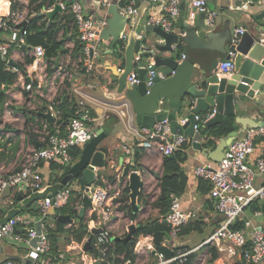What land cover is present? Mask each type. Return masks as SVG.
<instances>
[{"label":"built area","instance_id":"1","mask_svg":"<svg viewBox=\"0 0 264 264\" xmlns=\"http://www.w3.org/2000/svg\"><path fill=\"white\" fill-rule=\"evenodd\" d=\"M144 1L147 0L125 2L120 5L121 14L130 20L134 19L140 4ZM148 1L154 3L153 5L157 9L148 15L147 24L161 26L166 31H174V22L180 15L183 0ZM251 1L263 2V0ZM7 3L9 4L7 12H0V32L4 31L5 33V39L0 40V55L6 60L7 68H13V65L10 64L11 60L22 66V70L16 71L18 77L14 83L18 84L19 81H22L21 84L19 83L22 88L26 90L30 87L34 88L29 96L32 97L33 103L30 108L34 111L39 109L36 101L37 95L52 100L56 96L61 98L65 96L66 98L77 94L83 98V101L80 102L75 114L67 123V133L61 131V124H55L54 133H49V123L44 122L41 129H35L38 132L37 139L40 146L37 145L38 143L27 144L24 153L20 154V166L6 173L0 171V209L5 204L12 203L14 194L19 189L31 194L44 188L48 184L42 170L44 165L58 162L68 169L78 159L72 153V149L74 147L82 149L95 134L91 123L96 118L84 103L91 96L86 91L85 84L74 78L72 70L85 72V74L95 70L102 53L101 34L108 25L106 18L99 19L88 14L81 0H57L56 3L61 4L63 11L69 7L72 18L67 21L65 27L60 28L56 35V39L63 42L62 49L59 50L57 56L48 58L44 45L26 42V36L36 32L28 28L31 17L37 14L36 7L31 5L29 0H7ZM13 3H17L16 8L12 7ZM105 3L107 1H104ZM55 4L47 2L40 12L53 9ZM198 13L205 14L207 23L213 24L216 14L208 9L207 0H189L188 21L193 22ZM26 21L27 23L24 25L23 23ZM245 31L244 27L236 28L232 36L233 41H236ZM141 37L142 35H139V38ZM126 38L127 33L124 32L120 39L125 40ZM78 46L79 52H76ZM182 57L185 59L186 54L183 53ZM135 66V70L129 75L130 83H139V70L144 69L146 70L145 83L149 89L155 85L157 79L167 80L175 74L173 69L164 71L160 67L155 68L154 61L147 60L145 62L140 54L135 57ZM123 69V67H119L118 71L121 72ZM233 70V59H223L216 67L217 73L222 76L232 74ZM14 83L3 89L4 96L7 98L5 106L8 108L11 103L19 100L16 90L13 88ZM26 90L24 93H27ZM124 104L127 111L121 114L128 116L127 132L137 139L134 146L127 144L124 147L128 152L136 147H141L149 154L167 156L182 149L184 144L189 141L188 136L172 131L168 119L158 121L153 126L136 124L129 101H125ZM111 107L113 110L118 108L117 105H111ZM213 116L214 112L197 115L199 123L195 125V129L199 130L201 124ZM31 125L33 126V124ZM260 137H264V124L247 128L241 136L236 137L227 146L225 155L220 161L201 163L194 170L197 177L210 184V197L215 209L222 216L220 225L205 243L227 242L230 246L239 248L244 264H264V227L255 223L252 218L245 216L246 207L250 202L255 199L264 201V185L260 187L255 185L256 171L264 173V155L259 156L253 162L255 168L250 163V155L254 152L256 141ZM131 171L133 168L129 173ZM134 171L139 172L136 169ZM61 172L65 173L62 169ZM129 173L127 176H123L120 182L94 185L92 190L93 210L99 217L98 225L103 228L97 235V239L104 255L115 239L112 233L115 221H112V217L119 214V208L128 209L130 205V198H126L127 200L123 198L126 195L125 189L128 187ZM84 187L82 184L70 183L57 193L40 199L39 210L36 214L21 211L5 224L0 225V239H11L12 242L22 245L31 254L33 264H48L46 258H50L52 254L50 230L55 226V223L50 219L52 215L49 210L54 208L59 212L62 208L72 204L76 192L86 194ZM78 188L79 190H77ZM113 190H116L115 194L112 193ZM80 203L76 202V207H79ZM2 218L0 216V221ZM190 219L191 213L182 208L180 197L172 195L170 211L161 217L160 221L166 222L170 226V237L176 240ZM128 221L132 222L130 219ZM241 221L244 226L241 229H234L233 225ZM18 229L19 231H17ZM169 245L174 250V256L166 262L186 264L188 257L194 253L193 249L176 247L171 244V241ZM146 247H155L154 238L149 234H141L135 241V250L143 251ZM119 255L121 254H115L114 257L117 258ZM160 259L162 260L160 262H165L161 253ZM2 264L25 263L8 259Z\"/></svg>","mask_w":264,"mask_h":264},{"label":"crops","instance_id":"2","mask_svg":"<svg viewBox=\"0 0 264 264\" xmlns=\"http://www.w3.org/2000/svg\"><path fill=\"white\" fill-rule=\"evenodd\" d=\"M81 1L85 6L88 14L93 15L95 18H106L108 20V25L102 31V53L98 60L99 63L95 70L91 73L86 74L85 72L81 73L78 70H72L74 73V78L85 84L86 91L91 96V98H87L84 102L86 107L96 118V120L91 123V128L93 130H97L98 128L103 126L105 127V132L107 134L106 138L101 142L100 148L106 152V159L108 161V165L104 170L99 171L96 178H101L103 185L106 182H111L112 184L114 182H120L123 178L126 167L128 165H135L134 157L136 151L140 150L142 156L140 161L137 163L138 166L134 169L139 171L138 173L141 175L142 180L144 181V187L142 188L141 193L137 199V204L139 206L138 210H134L132 208L134 212H138V216L136 219H131L127 213V210L131 205L130 199V205L128 206V209L121 207L118 210L119 214L117 213V216L112 217V221H115V225L113 228L114 234L116 233L115 229L118 230L120 228V216L123 215L124 219L129 218L130 220H132V222L130 223H133L135 221L134 225H136L137 230L139 228H142L143 226V222L139 221V217L142 211L141 203L146 197V193H148V191H150L153 186H156V197L160 192V178L164 170V156H162L161 154H149L141 147H136L131 152H128L124 147L127 144L130 146H134V144L137 142V139L134 138V136L128 134L127 132L128 116H123L121 114L127 111V107L124 102L129 101L131 112L134 117V122L138 125L141 124V115L136 113L133 104L130 100L122 99L119 101H110L108 100V98H106V94L110 90L107 83V78H114L116 75L115 73L119 72L118 68H124L123 59L119 57L118 53V48L120 49V44L116 45L114 49H112L111 47L112 34L121 29V21L114 20L112 15L108 13V6L114 3H119L121 5L129 0ZM104 1H107V3L104 4ZM1 3H5V9L2 11L7 12L9 6L7 0H0V4ZM207 6L210 11L216 14L213 24H209L208 26V29L214 32V40H229L230 37L233 36V34L235 33V29L238 27H244L246 28V30H256L255 27H257V23L253 22V19H251L250 15H255L263 10L264 0L263 3L252 2L251 0H207ZM155 9H157V7L151 5L146 10L141 27L137 31L138 38L139 35L147 36L151 46H153L152 48H154V46L157 44L165 45L164 38L156 35L151 31H148L147 34H145L144 31V26L148 25V15ZM188 13L189 0H183V2L181 3L180 15L174 22V31H172L173 33L185 34V23L190 22L187 19ZM190 23L194 25L205 24L207 23L206 15L198 13L195 20ZM124 32H126L128 36L129 27L126 28L125 31H120V37ZM4 39L5 33L3 32L0 34V40ZM182 46V49H178V44L175 43L173 45V52L166 51L162 52L161 54L162 56L176 57L179 63H182L184 61L182 54L189 53L188 45L183 44ZM226 47H229V42H226ZM196 52L199 56L205 57V54L208 55L211 51L198 50ZM143 59L145 62H147V60L154 61L151 56L143 57ZM198 65L199 64H196V70H198ZM160 68L164 71H170L172 69L171 67L166 65L160 66ZM7 69L13 72H16L18 70V68L15 66H13V68L8 67ZM230 75L231 74L225 75L224 77H229ZM17 80L19 81V78ZM192 80V82H195V79ZM21 82L22 81H19L20 84ZM19 83H14L13 86V88L16 90V96L19 100L14 103H11L9 105V108L5 106L4 103L5 109L3 111V114L1 115L0 171L4 173L18 168L15 167V163L17 162V159H20V151L23 147L27 146V144L38 143V132L35 131L36 128L41 129L44 125V122L49 123V127L53 123L60 125L58 121L62 118V110H60L58 105H60L63 98L65 99V96L62 98L60 96H56V98L48 100L41 95H37L36 101L38 102L39 109L37 111H34L30 108V105L33 104L32 97H29L32 94L31 90L34 88L30 87L26 90L22 88ZM25 90L27 91V93H24ZM71 97L74 98L76 101L75 103L77 110L80 105V102L83 101V98L77 94H73ZM4 98V100L6 101V96H4ZM249 104L250 106L248 108L244 106L238 107L236 109V115L233 117L234 127L235 129L239 130V136H241L242 132L246 129L242 124L236 121V117H238L239 120L250 121V123L254 125L253 127L262 125L264 123V92L256 91L255 97L251 99L249 98ZM111 105H117L118 110H113ZM210 112L214 111L212 110ZM43 114H50L51 120L49 121L46 116H43ZM206 114L207 113H203V115ZM27 116L34 118H30V121H28L27 118L29 117ZM31 124H33V126ZM61 125V131L63 133H67V126L63 124ZM251 127L252 126H249L248 128ZM28 132L35 133L34 140H32V138L28 135ZM219 137L221 136L212 138L214 141L213 146H208V140L204 137V150L206 152L213 151L218 143ZM192 142V138L189 137V141L184 144V146L186 145V147L184 148V151L186 153V159L181 162V168L185 173L188 181L186 190L179 197L181 199L182 208L191 213V219L189 223L183 228V230L189 226V228H192L193 231L187 234H184L182 232L183 234L178 235L176 240H173L172 237H169L168 239H166L165 242H163V244L168 246L171 241V244L176 247L184 246L188 249H193L195 253L194 262L197 261L199 257L208 255L210 256L208 264H235L236 262L242 260L241 250L239 248H234L230 246V244H228L227 242H220L218 244L205 243L220 225L222 221V216L215 209L212 199L210 197V184L207 181L197 177L194 173V170L201 163H214L217 161L213 160L210 156L205 155L202 151L195 149L192 145ZM37 145H39V143ZM262 155H264V137H260L257 139L255 144V150L250 155V163L253 167L255 165L253 162H255V160ZM42 170L44 171L48 184L52 183L53 181L51 180V175L54 172L51 169V165H44ZM111 177H115L114 181L110 180ZM201 180L205 181V184H203L202 186ZM255 185L256 187L264 185V173L260 172L259 170L256 171ZM77 190H79V188ZM115 191L116 190H113L112 193L115 194ZM20 193L29 195L28 192L19 189L15 193L17 195V198ZM123 198L129 199L130 193L129 195H124ZM88 201L90 204L87 203ZM19 202L20 201L18 199V202L16 203H13L12 201V203L9 202L8 204L2 206L0 209V216L4 217L9 211V209H11V207L15 206ZM72 202V204L68 205L65 208H73L74 210H77L79 214L82 208H85V210L82 216H71L74 219V222L71 224H65V227L69 229L64 232H56L54 237V250L51 254V257L46 258L48 264H130L129 262L131 261L124 259L123 254L119 255V257L117 258H114L118 259V262H115L114 260H106L103 257L101 246H99L98 244V234L92 238L91 245L87 247L88 250H85L87 241L91 235V228L93 226L100 227V225H98L97 223L99 217L97 213L93 210L91 197H89L87 194L76 192ZM76 202H81L79 207H76ZM263 202L264 201H262V203ZM22 212L26 211L23 210ZM158 214L159 213L156 210L155 216H159ZM245 216L247 218H252L255 223H258L264 227V211H257L252 213L247 209L245 210ZM52 218H54V220L52 221L55 223V229L57 219L53 215ZM82 223L86 224V231H84L82 234H79V231H81V228L83 226ZM130 226L131 225H128L126 227L129 228ZM123 227L124 226H122V228L120 229H123ZM17 231H19V229ZM114 234L113 237L115 239H121L123 237H126L127 235L125 234V236H121L119 234ZM81 236L82 239L79 240L78 237ZM95 246L96 248H100L101 252H92V247ZM155 248L156 246L154 248L146 247L143 251H140L139 248V250H135L136 259L135 262L132 264H138V260L145 264H157L162 261L160 259V253H155ZM213 248L217 249L219 256L215 260L211 261ZM8 259L21 261L25 264H33V258L31 254L22 245L12 242L11 239H0V264H2L5 260Z\"/></svg>","mask_w":264,"mask_h":264},{"label":"water","instance_id":"3","mask_svg":"<svg viewBox=\"0 0 264 264\" xmlns=\"http://www.w3.org/2000/svg\"><path fill=\"white\" fill-rule=\"evenodd\" d=\"M153 4L148 0L142 2L133 20L121 14L119 3L108 6V13L114 20L121 21L119 30L125 31L129 27V34L125 40L120 39L119 30L112 34L111 47L114 49L120 44L118 53L124 61V69L115 73V77L111 78L112 84L109 86L110 90L106 98L110 101L130 100L136 113L141 115L142 125L153 126L158 121L168 119L174 133L192 138V145L195 149L202 151L215 161H220L225 155L227 146L239 136V130L234 128L228 134L219 137L214 150L206 152L203 145L204 137L208 140L218 136L204 132V129L224 122L227 117H234L238 107L248 108L250 106L249 98H254L256 91L264 92V8L261 12L250 15L253 22L257 23L256 30H246L236 41H233L232 36L229 40L215 41L214 32L208 29L209 23L197 25L190 22L185 23V34H176L166 31L161 26L148 24L144 26L145 34L151 31L165 39V45L157 44L152 48L147 36L142 35L138 38L137 31L141 27L146 10ZM60 12H63V8L60 3H56L53 9L44 10L35 15H45L48 23H53ZM26 23L27 21L23 24L26 25ZM226 42H229V47H226ZM175 43L187 44L189 47V53L186 54L182 63H179L176 57L161 54L166 51L173 52ZM198 50H210L211 52L201 57L196 52ZM137 54L143 57L151 56L155 68L166 65L175 70V74L167 80L157 79L155 85L149 89L145 83L146 70L141 69L139 70L140 82L131 84L129 75L135 70ZM222 59H233L234 61V70L229 77L220 76L216 71ZM10 64L22 70L19 63L11 60ZM196 64H199L198 70H196ZM192 79H195V82H192ZM3 95L4 91L1 90L0 99ZM212 110L214 116L201 124L199 130H196L195 125L199 123L196 116ZM43 116L51 120L50 114H43ZM236 121L245 129L254 126L250 121L239 120L238 117ZM106 136L105 127L102 126L95 130L92 139L81 149L76 162L62 174L60 180L46 184L44 188L29 195L20 193L18 196L20 202L9 209L1 219L0 225L5 224L34 202L57 193L70 183L84 185L85 193L92 197L94 185L102 184L101 178L96 177L99 171L104 170L108 165L106 152L100 148ZM143 187L144 181L141 175L137 171H131L129 189L134 210L139 208L137 199ZM84 210L85 208L80 210V216ZM49 213L64 224L74 222L70 214L58 213L54 208H50ZM102 230V227L93 226L91 228V235L85 250H88L87 247L91 245L92 238ZM135 231L136 225L132 224L124 240H130ZM157 252L163 255L165 261L160 264H175V262H166L174 256V250L169 246L165 244L156 246L155 253Z\"/></svg>","mask_w":264,"mask_h":264},{"label":"trees","instance_id":"4","mask_svg":"<svg viewBox=\"0 0 264 264\" xmlns=\"http://www.w3.org/2000/svg\"><path fill=\"white\" fill-rule=\"evenodd\" d=\"M31 5H34L37 9V13H39L44 5L48 2L49 4H55L57 0H29ZM13 8L17 7V3H13ZM5 8V3L0 4V12L4 10ZM3 12V11H2ZM72 14L71 10L69 7L65 8V10L61 13H58L55 17V20L53 23H48V18L45 15L39 16V15H33L31 17L30 23L28 25V28L30 30L36 31L33 34L27 35L26 36V42L28 44H42L46 47L47 49V57L51 58L53 56H57L59 50L62 49L63 42L56 39L57 32L60 30V28L63 26L65 27L67 24V21L71 20ZM39 21H41L39 23ZM4 31H1L3 33ZM182 44H178V49H182ZM76 52H79V46L77 47ZM31 61V59H30ZM124 63V61H123ZM7 62L6 60L0 55V91L5 89L6 87L10 86L11 84L14 83L16 78L18 77L16 72H13L11 70L7 69ZM107 83L108 86H111L112 84V79L111 77L107 78ZM35 85L37 83L35 82ZM4 95L3 98L0 99V123H1V115L3 114L4 111ZM75 99L72 97L67 96L65 99L63 98L60 105L58 107L60 110H62V118L58 121V123L67 125L71 117L75 114L76 110V103ZM29 117V116H27ZM30 118L34 117H29L27 118L28 121H30ZM234 118L232 116L227 117V119L219 123L217 125L212 126L209 129H204V132H209L210 134L214 136H224L228 134L231 130H233L234 127ZM54 123L50 125L49 133H54ZM28 135L32 138V140L35 139V133L34 132H28ZM208 146H213L214 141L212 139H208L207 142ZM186 147L183 146L182 149L176 150L173 154L164 156V170L163 174L160 178V192L155 200V202L152 204V207L158 211L159 216H155L154 218L148 220L147 222L143 223L142 228H139L136 230L134 236L130 239L125 241L124 238L121 239H114V243L109 246L107 252L105 255L103 254V257L106 258L108 261L114 260L115 262H118V259H114L115 254H123L126 260H130L131 263L135 262L136 259V253H135V241L140 236L141 234H149L152 235L154 238V245L155 246H160L163 244V242L166 241L170 237V226L166 222H161L160 221V216L164 217L165 215L168 214L170 211V206L172 203V195H177L181 196L184 191L186 190L187 187V177L185 173L183 172L181 168V162H183L186 159V153L184 151V148ZM81 152L80 147H74L72 149V153L78 157ZM141 152L140 150L136 151L134 161L135 165H128L126 167V171L124 172L123 176H127L131 168H135L138 166V162L141 159ZM51 169L53 170L54 173L51 175V180L53 181L52 183L60 180L62 177V172L66 171L67 168L58 162H52L51 164ZM115 177H111L110 180L114 181ZM205 184V181L201 180V186ZM130 190L127 187L125 189V194L129 195ZM39 201L34 202L32 205L29 207H26L24 210L26 212H30L32 214H36L37 211L39 210ZM18 202L17 195L15 194V198L13 199V203ZM88 204L89 201L87 202ZM264 203V202H263ZM262 203L261 200L255 199L252 202L248 204L246 207V210L251 211L252 213L257 212V211H264V204ZM67 207V206H66ZM1 212V210H0ZM60 213H69L71 216L74 217H79V213L77 210H74L73 208H62ZM128 215L130 216L131 219H136L138 216V212H134L132 209V206L130 205L129 209L127 210ZM82 228L81 231H79V234L83 233L86 231V224L82 223ZM187 225V224H186ZM185 225V226H186ZM184 226V227H185ZM244 226V223L241 222H236L233 225L234 229H241ZM183 227V228H184ZM180 231L179 235L181 234H187L191 231H193L192 228L186 227L184 230ZM69 228L65 227V224L56 220V227L55 229L52 228L50 230V237L52 241V252L54 250V245H55V234L56 232H64ZM183 232V233H182ZM78 234V235H79ZM79 240L82 239L81 237H78ZM92 247V252H101L100 248ZM180 248H186L184 246H181ZM219 256V253L217 249L213 248L212 249V260H215ZM195 259V253H192L188 259L186 264H193ZM210 261V262H211ZM235 264H244L243 260L236 262Z\"/></svg>","mask_w":264,"mask_h":264},{"label":"rangeland","instance_id":"5","mask_svg":"<svg viewBox=\"0 0 264 264\" xmlns=\"http://www.w3.org/2000/svg\"><path fill=\"white\" fill-rule=\"evenodd\" d=\"M25 149L26 148L23 147L21 149V153L20 154H23L24 151H25ZM20 161H21V156H20V159H17V162L15 163L16 164L15 167H19L20 166V163H21ZM156 193H157L156 192V186H153L150 189V191H148V193H146V195H145L146 197L144 198L143 202L141 203L142 211H141V214H140V217H139V221L140 222L145 223L148 220H150V219H152V218L155 217V215H156V209H154L152 207V204L155 202V200L157 198L156 197ZM50 219H51V221L54 220V218H50ZM128 220L129 219H124V215L123 216H120V221H119V223L121 224L120 225V228H122V226H124V227H123V229H120V228L118 230L115 229V232H116L115 234H119L121 236H125V234H127L129 232V228L126 227V226L135 224V221L133 223H129ZM113 234H114V231H113ZM209 260H210V256L206 255V256H202L200 258V260L195 261L193 264H208L209 263ZM138 264H145V263H142L141 261L138 260Z\"/></svg>","mask_w":264,"mask_h":264},{"label":"bare ground","instance_id":"6","mask_svg":"<svg viewBox=\"0 0 264 264\" xmlns=\"http://www.w3.org/2000/svg\"><path fill=\"white\" fill-rule=\"evenodd\" d=\"M5 9V8H4Z\"/></svg>","mask_w":264,"mask_h":264}]
</instances>
